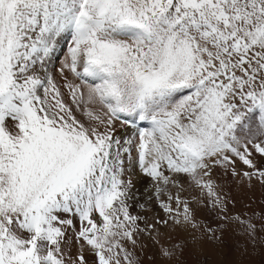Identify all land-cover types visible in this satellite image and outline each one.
Segmentation results:
<instances>
[{
  "label": "snow or ice",
  "instance_id": "snow-or-ice-1",
  "mask_svg": "<svg viewBox=\"0 0 264 264\" xmlns=\"http://www.w3.org/2000/svg\"><path fill=\"white\" fill-rule=\"evenodd\" d=\"M62 42L61 85L50 65ZM253 153L264 156V0H0V264H137L127 243L157 230L130 211L133 167L153 182L158 223L200 230L171 191L187 178L255 240L211 178L220 166L264 184ZM223 227L204 231L216 241Z\"/></svg>",
  "mask_w": 264,
  "mask_h": 264
},
{
  "label": "rangeland",
  "instance_id": "rangeland-1",
  "mask_svg": "<svg viewBox=\"0 0 264 264\" xmlns=\"http://www.w3.org/2000/svg\"><path fill=\"white\" fill-rule=\"evenodd\" d=\"M63 47H66L64 42L57 49V59L50 65L54 69L56 79L60 58L63 56ZM71 78L74 79L69 74V79ZM57 82L63 84L61 77ZM62 91L67 101L69 99L67 89L62 88ZM76 115L81 120L85 119L79 112ZM253 161L257 168H264V156L253 153ZM236 170L241 175L245 171H252L238 159ZM211 178L218 186L217 191L227 202V215L240 216L256 225L255 240L248 236L242 225L234 221L222 220L220 218L222 214L218 210L211 206H205L208 204L206 195L202 196L200 189L184 178L183 190L173 188L171 191L173 194L179 191V195L189 201L196 222L200 225V230L190 226L186 228L174 227L171 221L168 225L170 228L167 229V226L157 222L160 219H168L159 204L155 206V209L151 207L147 211L131 208L130 211L134 215L144 217V220L139 222L141 228H145L144 221L146 220L148 223L154 224L157 230L152 233V236H149L148 232L141 233L136 246L130 242L127 243L126 246L133 253L137 264H264V184H261L256 178L249 182L247 178L241 179L240 176H233L231 171L225 173V170L220 166L213 169ZM194 197L196 199H193ZM200 200L203 203L198 202ZM74 223L78 230L79 221L75 220ZM222 224L224 225L222 231L217 232L220 240L208 239L207 233L204 231L205 226L219 229ZM69 235L72 236L73 233L70 231ZM173 245H180L182 251H178L172 259L163 258L160 254L161 246L172 247ZM77 254L78 246L73 241L70 255L75 257ZM91 259L92 257L89 256V260Z\"/></svg>",
  "mask_w": 264,
  "mask_h": 264
},
{
  "label": "bare ground",
  "instance_id": "bare-ground-1",
  "mask_svg": "<svg viewBox=\"0 0 264 264\" xmlns=\"http://www.w3.org/2000/svg\"><path fill=\"white\" fill-rule=\"evenodd\" d=\"M57 81L60 78L59 73L57 72ZM72 79V78H71ZM132 130L129 129V132H131ZM222 171V170H221ZM221 174H223L221 172ZM131 177L133 182H134V189L133 191L136 193V199L133 201H130V203L132 204L131 208H139V209H143L145 211H147V209L149 210L151 207L152 209H155V206H158V203L156 202L155 198H153L151 201H148V197L152 195V180L146 176H143L138 167H133L129 172L126 173V178L127 177ZM223 177V176H222ZM183 182V180L181 181ZM146 201H148L146 203ZM139 204H145L144 208H140L138 205ZM170 226H167V229H169Z\"/></svg>",
  "mask_w": 264,
  "mask_h": 264
}]
</instances>
